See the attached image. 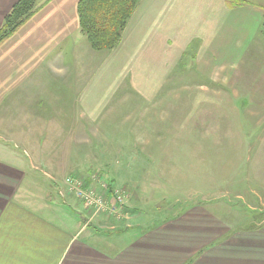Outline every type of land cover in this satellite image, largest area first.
<instances>
[{"label":"crops","instance_id":"crops-1","mask_svg":"<svg viewBox=\"0 0 264 264\" xmlns=\"http://www.w3.org/2000/svg\"><path fill=\"white\" fill-rule=\"evenodd\" d=\"M17 1L0 0V27ZM79 1L37 0L40 8L35 15L0 46V264H264V222L251 221L248 213L243 215L219 201L192 205L144 231L126 226L107 234L93 230L91 223L88 227L81 224L75 215L79 211L71 217L63 209L62 215L29 189L21 194L23 187L38 185L34 177L38 167L4 137L26 130L42 101H71L79 109L74 117L83 118L81 122L92 120V56L96 51L81 32ZM263 25L264 0H141L122 41L110 52L117 51L123 58L141 49L142 54L153 56L151 63L164 65L154 74H165L166 68L171 74L184 57L204 58L208 64L192 63L185 73L221 68L220 75L229 73V84L236 81L241 64L249 67V74H256L258 64L264 62L262 45H257H264ZM174 46L180 49L179 55ZM199 49L207 51L205 57ZM207 78L216 89L226 87L215 77ZM149 80L144 89L157 92L162 82ZM198 84L200 89L208 88L199 81L189 84V89H198ZM29 102L36 106L34 113ZM42 119L40 128L55 123L59 116ZM1 129L14 130L3 133ZM29 136V132L19 136L25 137L20 142L28 153L44 158L46 165L52 162L49 154L57 143H50V148L46 142L44 148L34 150L37 139ZM71 160L63 169L78 171L80 163L74 165ZM233 164L237 170L238 162ZM61 182L66 183L64 177Z\"/></svg>","mask_w":264,"mask_h":264},{"label":"rangeland","instance_id":"rangeland-1","mask_svg":"<svg viewBox=\"0 0 264 264\" xmlns=\"http://www.w3.org/2000/svg\"><path fill=\"white\" fill-rule=\"evenodd\" d=\"M257 45L264 51L263 44ZM172 49L179 55V48ZM199 52L205 57L207 51ZM95 53L91 121L74 117L79 109L71 101H42L26 130L4 137L38 167L34 170L38 185L23 187L21 194L30 190L62 215L63 209L71 217L79 211L75 215L81 224L91 223L93 230L107 234L126 226L144 231L192 205L215 201L264 222V62L258 64L256 74H249V67L241 64L236 81L229 85V73L220 75L221 68L185 73L192 63L208 64L204 58L184 57L171 74L166 73L170 68L162 70L165 74H154L164 65L151 63L153 56L142 54L141 49L123 58L117 51ZM168 62L172 65L174 57ZM208 76L226 87L216 89ZM154 78L162 82L159 90L144 89L147 79ZM199 81L208 88L200 89L198 84V89H189V84ZM29 107L34 113L35 104ZM42 116H59V120L40 128ZM11 130L1 129L3 133ZM25 132L31 133L27 138L37 139L34 150L44 148L46 142L50 148V143H57L49 154L52 162L46 165L44 158L28 153L20 142L25 137H19ZM69 158L74 165L80 163L78 171L63 169ZM235 161L237 170L232 168ZM107 163L112 166L108 168ZM62 177L92 181L86 190L92 202L82 200L78 187L63 184Z\"/></svg>","mask_w":264,"mask_h":264},{"label":"trees","instance_id":"trees-1","mask_svg":"<svg viewBox=\"0 0 264 264\" xmlns=\"http://www.w3.org/2000/svg\"><path fill=\"white\" fill-rule=\"evenodd\" d=\"M140 1H79L80 29L94 51H112L120 44ZM39 8L37 0H18L5 16L0 27V46L20 30ZM262 33L264 35V30Z\"/></svg>","mask_w":264,"mask_h":264},{"label":"built area","instance_id":"built-area-1","mask_svg":"<svg viewBox=\"0 0 264 264\" xmlns=\"http://www.w3.org/2000/svg\"><path fill=\"white\" fill-rule=\"evenodd\" d=\"M68 183L75 189V187H78L77 188V190H78V192H79V194H80V196H81V198H82V200L83 199H85L86 201H89V202H92V201H90L89 199L92 197V195L91 194H86V190L87 189H84L83 188V183L82 182H80V181H75V180H73V179H68ZM84 189V190H83ZM117 200H118V197H117ZM94 203V202H93ZM99 203V202H98Z\"/></svg>","mask_w":264,"mask_h":264}]
</instances>
